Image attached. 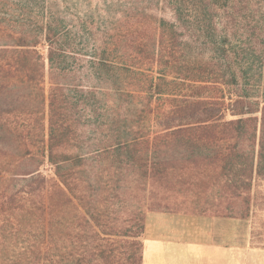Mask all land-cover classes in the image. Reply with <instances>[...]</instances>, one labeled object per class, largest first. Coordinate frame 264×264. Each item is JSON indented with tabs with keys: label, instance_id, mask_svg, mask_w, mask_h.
I'll return each mask as SVG.
<instances>
[{
	"label": "trees",
	"instance_id": "1",
	"mask_svg": "<svg viewBox=\"0 0 264 264\" xmlns=\"http://www.w3.org/2000/svg\"><path fill=\"white\" fill-rule=\"evenodd\" d=\"M10 4L0 264H93L128 208L135 237L151 210L250 218L264 183V0Z\"/></svg>",
	"mask_w": 264,
	"mask_h": 264
},
{
	"label": "crops",
	"instance_id": "2",
	"mask_svg": "<svg viewBox=\"0 0 264 264\" xmlns=\"http://www.w3.org/2000/svg\"><path fill=\"white\" fill-rule=\"evenodd\" d=\"M253 218L147 211L138 264H264Z\"/></svg>",
	"mask_w": 264,
	"mask_h": 264
},
{
	"label": "rangeland",
	"instance_id": "3",
	"mask_svg": "<svg viewBox=\"0 0 264 264\" xmlns=\"http://www.w3.org/2000/svg\"><path fill=\"white\" fill-rule=\"evenodd\" d=\"M15 9L16 6L13 4H10V6H0V11L2 12L10 11L16 14L18 10ZM42 170L46 174H51L52 172L48 165L44 166ZM253 193L257 199L253 213L256 228L251 242L253 244L264 245V183L257 182L254 185ZM178 208V210L176 208L168 210L192 213L191 207L181 206ZM134 225L135 222L131 217L130 208L114 215L113 219L108 221L99 233V245L95 248L94 254L96 259H93V264H130V254L135 247L133 241L136 240L138 241V257L143 234L140 237L132 236Z\"/></svg>",
	"mask_w": 264,
	"mask_h": 264
}]
</instances>
